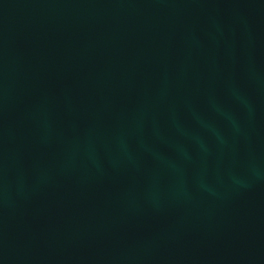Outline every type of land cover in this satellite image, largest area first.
Here are the masks:
<instances>
[{
    "label": "water",
    "instance_id": "water-1",
    "mask_svg": "<svg viewBox=\"0 0 264 264\" xmlns=\"http://www.w3.org/2000/svg\"><path fill=\"white\" fill-rule=\"evenodd\" d=\"M0 264H264V0H0Z\"/></svg>",
    "mask_w": 264,
    "mask_h": 264
}]
</instances>
